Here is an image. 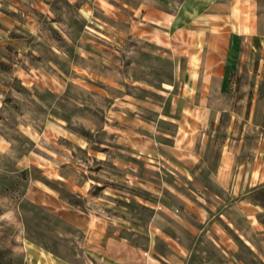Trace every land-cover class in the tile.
Returning a JSON list of instances; mask_svg holds the SVG:
<instances>
[{"label": "rangeland", "instance_id": "obj_1", "mask_svg": "<svg viewBox=\"0 0 264 264\" xmlns=\"http://www.w3.org/2000/svg\"><path fill=\"white\" fill-rule=\"evenodd\" d=\"M146 1L181 0H0V264H263L231 190L264 157V54L188 103Z\"/></svg>", "mask_w": 264, "mask_h": 264}, {"label": "crops", "instance_id": "obj_2", "mask_svg": "<svg viewBox=\"0 0 264 264\" xmlns=\"http://www.w3.org/2000/svg\"><path fill=\"white\" fill-rule=\"evenodd\" d=\"M168 4L169 8L163 9L154 1L142 3L136 11V29L154 38L182 40L186 102H204L206 91L227 83L246 61L258 59L263 65L264 0H181ZM241 163L247 169L237 174L232 184L231 225L235 229L234 224H243L240 236L264 264V195L256 197V191L264 189V157ZM90 246L97 247L98 242ZM131 247L126 239L109 236L107 258L126 260L124 252Z\"/></svg>", "mask_w": 264, "mask_h": 264}]
</instances>
